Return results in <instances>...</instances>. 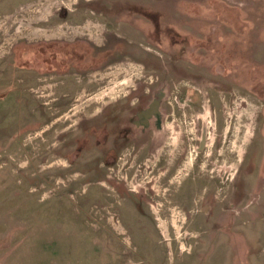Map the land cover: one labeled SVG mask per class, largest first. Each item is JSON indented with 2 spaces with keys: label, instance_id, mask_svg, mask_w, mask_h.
I'll return each instance as SVG.
<instances>
[{
  "label": "rangeland",
  "instance_id": "rangeland-1",
  "mask_svg": "<svg viewBox=\"0 0 264 264\" xmlns=\"http://www.w3.org/2000/svg\"><path fill=\"white\" fill-rule=\"evenodd\" d=\"M0 264H264V0H0Z\"/></svg>",
  "mask_w": 264,
  "mask_h": 264
},
{
  "label": "flooded vegetation",
  "instance_id": "flooded-vegetation-1",
  "mask_svg": "<svg viewBox=\"0 0 264 264\" xmlns=\"http://www.w3.org/2000/svg\"><path fill=\"white\" fill-rule=\"evenodd\" d=\"M87 20L83 22V26L85 27ZM57 32H61V36H58L55 38L56 42V48L57 49H65L67 53L65 58L63 59V63H65L68 59H71L73 57V54L75 53V50L77 49L76 47V42L78 41V45H85V46H90L92 45L91 43H93V38L89 33H86L85 31L82 30H71V29H62L59 30ZM79 34H82V37H80V40H76L77 35L79 36ZM54 39V38H53ZM110 39H108L109 41ZM107 41V39L105 40ZM106 45V44H104ZM76 48V49H75ZM73 53V54H69V53ZM82 52V51H79ZM84 52V51H83ZM59 57V52L57 54H55L54 58H58ZM57 62V60H56ZM69 62H67V64H65L64 66L68 65ZM69 66V65H68ZM28 79H24V82H27ZM122 129V133L119 134V138L122 139L119 140L117 143H115V145L110 146L107 148V150L103 151L105 159H111L116 163L120 160H122L123 158L121 157L122 155H124V150H129L128 146H130L131 142H129L128 140L131 138L133 141V146L131 147L133 152H135V155H137V162L138 161H142L145 160V152L144 149L147 147V155H151L152 158L155 157V148H156V142L154 141V139H152V136L150 134H147L146 136H143L142 139H140V137H138V135H136L135 133H133L131 130H128V128H121ZM125 132V134H124ZM131 132V136L126 133ZM110 148V149H109ZM109 149V150H108ZM142 155V156H140ZM146 161H150L151 159H146ZM143 164H145L142 161ZM185 199V198H184ZM180 200V199H179ZM182 200V199H181ZM180 200V201H181ZM219 216V214H213L212 218ZM222 224V221L219 220H208V225L213 226L212 228H216V225Z\"/></svg>",
  "mask_w": 264,
  "mask_h": 264
}]
</instances>
